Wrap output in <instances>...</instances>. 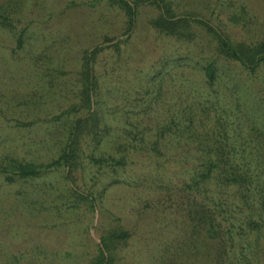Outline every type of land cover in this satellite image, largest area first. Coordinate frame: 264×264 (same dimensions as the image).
I'll return each instance as SVG.
<instances>
[{"label": "rangeland", "instance_id": "374dc122", "mask_svg": "<svg viewBox=\"0 0 264 264\" xmlns=\"http://www.w3.org/2000/svg\"><path fill=\"white\" fill-rule=\"evenodd\" d=\"M163 1L234 43L264 41V0ZM158 13L140 5L125 36L126 17L107 0H0V264H91L112 230L129 235L114 264H264V66L251 75L224 59L201 28L192 41L161 35L150 25ZM97 46L98 129L81 141L79 170L20 179L12 161L58 158L81 115L64 113L79 103L82 54ZM221 152L228 165L202 181ZM230 165L248 188L225 186ZM204 211L220 226L212 236Z\"/></svg>", "mask_w": 264, "mask_h": 264}, {"label": "trees", "instance_id": "16d2710c", "mask_svg": "<svg viewBox=\"0 0 264 264\" xmlns=\"http://www.w3.org/2000/svg\"><path fill=\"white\" fill-rule=\"evenodd\" d=\"M157 7L159 10L158 16L150 21V25L161 35L174 38L179 41H192L196 35L197 29L201 28L206 31L216 42L217 52L224 59L239 63L251 75L264 66V41L257 43H234L230 38L219 28L214 27L208 21L201 20L195 15L184 14L176 15L169 4L163 0H107L110 7H117L126 17L125 36L129 34L135 25V18L137 8L147 2ZM24 35L20 34L17 39V47L23 46ZM127 41L125 39L114 44L117 47ZM105 50L104 47L97 46L91 50L83 52L81 57V70L77 80L78 90L76 92V99L79 103L72 105L68 113H64L65 118H69L72 114H81L76 118H72L66 127L67 136L66 141L59 147V155L56 160L51 161L47 165L37 166L32 163H21L19 161H12L13 173L19 176L24 181L28 179L39 178L45 169L49 171L56 170L59 167H65L68 173H76L80 168V153L81 141L87 134L96 135L98 129V115L93 111V97L98 91V79L95 76V63L98 56ZM204 74L210 86L216 82V63L215 61L209 62L204 67ZM85 111V112H84ZM63 116V117H64ZM69 122V121H67ZM90 161L94 165L102 166L110 162L116 165H123L121 160L105 159L90 157ZM229 157H225L223 152L218 154L212 159H208L204 163V169L200 173V179L206 181L212 175L214 170H217L220 165H228ZM45 168V169H44ZM230 172L225 175V186H238L240 189L248 188L250 177L245 174L237 172L232 165L229 166ZM11 180V178H7ZM74 195L82 203L93 205V198L83 193L74 192ZM245 197V195H244ZM206 211L202 212L199 216H204L205 220L200 219V223L205 225L208 236L214 235L220 226L214 224V218L206 215ZM207 226V227H206ZM129 235L125 231L112 230L104 233L100 237V242L96 244L95 255L91 259V264H114L115 254L117 250L126 245Z\"/></svg>", "mask_w": 264, "mask_h": 264}]
</instances>
